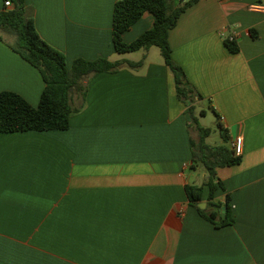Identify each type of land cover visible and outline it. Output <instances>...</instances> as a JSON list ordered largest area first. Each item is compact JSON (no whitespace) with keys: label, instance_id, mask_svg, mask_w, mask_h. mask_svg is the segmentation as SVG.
<instances>
[{"label":"crops","instance_id":"obj_1","mask_svg":"<svg viewBox=\"0 0 264 264\" xmlns=\"http://www.w3.org/2000/svg\"><path fill=\"white\" fill-rule=\"evenodd\" d=\"M117 1L26 0L69 68L77 59L145 60L85 80L86 96H71L69 129L0 133V264H264V0H198L169 33L174 62L203 97L195 115L205 117L207 104L226 147L243 139L241 161L216 168L224 189L215 201L229 195L235 218L224 227L187 198L186 185H203L208 172L191 181L200 135L170 68L155 47L137 58L114 48ZM153 24L145 13L123 40ZM44 88L40 71L0 39V93L37 107ZM208 194L205 186L204 209Z\"/></svg>","mask_w":264,"mask_h":264},{"label":"trees","instance_id":"obj_2","mask_svg":"<svg viewBox=\"0 0 264 264\" xmlns=\"http://www.w3.org/2000/svg\"><path fill=\"white\" fill-rule=\"evenodd\" d=\"M6 1L12 3L11 8L5 7ZM197 2L198 0H188L176 5L174 0H118L113 12V44L119 54L149 50L151 47L160 49L165 64L174 75L177 96L187 106V114L190 115L192 123L196 124L200 135L199 142L192 144L193 163L197 167L200 162L208 172V178L203 185H186L187 198L204 219L216 227H224L233 224L235 218L232 216L229 195L224 203L215 201L217 189H224L221 181H215L216 168L236 165L241 158L235 156L232 149L224 146L229 142V137L220 124L218 128L223 144L210 146L206 143L212 129L199 124L194 105L196 98L202 100L203 97L189 82L182 67L174 62L169 43L170 31L176 27L181 15ZM147 12L154 16L153 27L134 41L126 43L123 35ZM0 39L37 68L45 82L37 107L17 93H0V133L69 129L70 119L78 111L71 103V96L75 93L86 96L85 80L95 74L115 72L124 64L138 68L145 60L143 58L133 63L111 62L103 57L96 60L77 59L69 68L65 55L40 36L35 24L34 9L27 5L26 0H4V9L0 12ZM225 44L231 53L239 52L235 41L225 39ZM205 186L209 189L207 208L201 209L199 204L203 202ZM223 209L226 211L225 219L222 218Z\"/></svg>","mask_w":264,"mask_h":264},{"label":"rangeland","instance_id":"obj_3","mask_svg":"<svg viewBox=\"0 0 264 264\" xmlns=\"http://www.w3.org/2000/svg\"><path fill=\"white\" fill-rule=\"evenodd\" d=\"M154 51H156V54L157 56H160L162 57L161 55V51L158 47H155L154 48ZM141 52H137V54H135V56H131L133 58H137L140 56ZM205 110L207 112V115L205 117H200L198 115V118H199V124L202 126V127H205V128H210L212 129V133L211 135L206 139V142L210 145H219V143L221 142V139H220V135H219V130L217 128V125H216V119L214 117V115L210 112L209 110V107L208 105L206 104L205 106ZM198 110H197V114L199 113V110H200V106L197 107ZM192 131L194 133V137L196 138V136L198 135L199 132H197V126L196 124L192 123ZM196 141H198V138H196ZM224 146H226V144H224ZM198 167H197V170L195 171V177H193L191 179L192 182H194V180L196 179V176H200L203 175V173H206V170L204 168V165L201 164L200 162L198 163ZM190 172V171H189ZM192 173L193 172H190L189 175L192 176Z\"/></svg>","mask_w":264,"mask_h":264},{"label":"built area","instance_id":"obj_4","mask_svg":"<svg viewBox=\"0 0 264 264\" xmlns=\"http://www.w3.org/2000/svg\"><path fill=\"white\" fill-rule=\"evenodd\" d=\"M184 1H186V0H181V2H183V3H184ZM5 7L8 9L11 8L12 3L10 1H6ZM225 39H229V41H235L233 36H228ZM242 151H243V139L241 137H237L235 140V143H234V152L237 156H240L242 154Z\"/></svg>","mask_w":264,"mask_h":264},{"label":"water","instance_id":"obj_5","mask_svg":"<svg viewBox=\"0 0 264 264\" xmlns=\"http://www.w3.org/2000/svg\"><path fill=\"white\" fill-rule=\"evenodd\" d=\"M205 206H206L205 203H200V204H199V207H200L201 209H204ZM222 218H223V219L226 218V211H225V209L222 210Z\"/></svg>","mask_w":264,"mask_h":264}]
</instances>
